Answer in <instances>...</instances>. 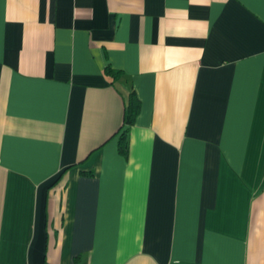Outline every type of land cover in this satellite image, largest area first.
I'll return each instance as SVG.
<instances>
[{"label":"crops","instance_id":"0c3cea01","mask_svg":"<svg viewBox=\"0 0 264 264\" xmlns=\"http://www.w3.org/2000/svg\"><path fill=\"white\" fill-rule=\"evenodd\" d=\"M0 264H264V0H0Z\"/></svg>","mask_w":264,"mask_h":264},{"label":"trees","instance_id":"16d2710c","mask_svg":"<svg viewBox=\"0 0 264 264\" xmlns=\"http://www.w3.org/2000/svg\"><path fill=\"white\" fill-rule=\"evenodd\" d=\"M107 75L111 76L112 79H116L119 77L121 72L119 70L112 69L111 67H107L105 69ZM140 110V102L137 98L135 92L131 90L128 93V97L125 104L124 115H123V123L119 129L118 136V151L123 156H127L128 153V132L129 127L133 124L137 114Z\"/></svg>","mask_w":264,"mask_h":264}]
</instances>
